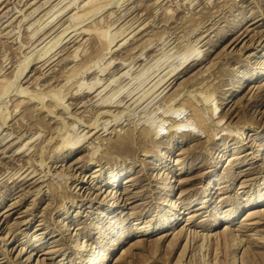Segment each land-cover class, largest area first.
I'll return each instance as SVG.
<instances>
[{"label": "rangeland", "instance_id": "rangeland-1", "mask_svg": "<svg viewBox=\"0 0 264 264\" xmlns=\"http://www.w3.org/2000/svg\"><path fill=\"white\" fill-rule=\"evenodd\" d=\"M262 73L264 0H0V264H264Z\"/></svg>", "mask_w": 264, "mask_h": 264}, {"label": "bare ground", "instance_id": "bare-ground-1", "mask_svg": "<svg viewBox=\"0 0 264 264\" xmlns=\"http://www.w3.org/2000/svg\"><path fill=\"white\" fill-rule=\"evenodd\" d=\"M100 1V0H99ZM92 6V5H91ZM34 10V9H33ZM40 10V9H39ZM201 21V20H200ZM240 24V23H239ZM200 27V26H199ZM85 33V32H84ZM135 33V32H134ZM133 33V34H134ZM62 36V35H61ZM34 37V36H33ZM123 37V36H122ZM201 37V36H200ZM203 37V36H202ZM201 37V38H202ZM202 40V39H201ZM115 41V39L113 38V39H111L109 42H108V46H111V44L113 43ZM73 43V42H72ZM108 49V48H107ZM75 52V51H74ZM61 55V54H60ZM205 55V54H204ZM203 55V56H204ZM196 58V57H195ZM200 58V57H199ZM196 59H198V57L196 58ZM151 60V59H150ZM182 63V62H181ZM183 64H184V61H183ZM183 64H182V66H183ZM185 68V67H184ZM187 68V67H186ZM185 68V69H186ZM187 70V69H186ZM105 71V70H104ZM180 74V73H179ZM262 75H264V73H262ZM96 79V78H95ZM165 79V78H164ZM163 79V80H164ZM95 84L96 83H98V82H94ZM94 83H93V85H91V86H94V87H96L98 84H96V86L94 85ZM100 83V82H99ZM160 84V83H159ZM168 84V83H167ZM243 85V84H242ZM94 87H92V88H94ZM240 87V86H239ZM90 89H92L91 87H89ZM89 90V89H88ZM90 91V90H89ZM92 91V90H91ZM22 92V91H21ZM88 93V92H87ZM90 93V92H89ZM181 95V94H180ZM176 97H177V93H176ZM179 97V96H178ZM187 97H188V95H187ZM194 97V96H193ZM192 96H191V98H193ZM175 98V97H174ZM176 99V98H175ZM178 99V98H177ZM194 99V98H193ZM208 99V98H207ZM209 99H210V97H209ZM122 100V99H121ZM197 100V99H196ZM199 100V99H198ZM110 101V100H109ZM178 101V100H177ZM187 101H188V103H187ZM187 101L185 100V102L186 103H181V105L183 104V106L182 107H185V106H187V104H188V108H189V110H191V117H193V119L195 120V122H193L194 124H197V127L199 128V129H202V130H207V128L209 127V125L208 124H210L209 123V121L206 119L207 117L205 116V114H203L200 110L201 109H199V107H197L192 101H190V100H188L187 99ZM106 102V101H105ZM182 102V101H181ZM198 102V101H197ZM102 102H100V104H101ZM104 103V102H103ZM112 103V102H111ZM175 103V102H174ZM196 103V102H195ZM106 104H107V102H106ZM109 104V103H108ZM172 104H173V102H172ZM180 104V103H179ZM197 104V103H196ZM215 104V103H214ZM104 105V104H103ZM113 105H115V104H113ZM98 106H99V104H98ZM173 106V105H172ZM180 106V105H179ZM63 107V106H62ZM112 107V106H111ZM181 107V106H180ZM218 107V106H217ZM178 108V107H177ZM212 109V108H211ZM105 110H107V109H105ZM214 110V109H213ZM213 110H211V112H212V115H213ZM218 110V109H217ZM116 111V110H115ZM172 111V110H171ZM106 112V111H105ZM107 112H109V111H107ZM106 112V113H107ZM216 112V111H215ZM98 113V112H97ZM104 113V112H103ZM102 113V114H103ZM166 113V112H165ZM205 113V112H204ZM105 114V113H104ZM103 114V115H104ZM108 114V113H107ZM112 115V114H111ZM206 117H204V116ZM107 116V115H106ZM97 117H98V115H97ZM115 117V116H114ZM113 117V118H114ZM116 117H117V115H116ZM114 118V119H117V118ZM190 117V120L192 119ZM174 120V119H173ZM212 120H213V118H212ZM168 121H169V119H168ZM93 122V121H92ZM173 122V121H172ZM182 122V121H181ZM185 122V121H184ZM213 122V121H212ZM119 123V122H118ZM186 123V122H185ZM185 123H183V124H181V123H176L175 124V126H183V127H186V126H188V124H185ZM188 123V122H187ZM217 123H218V121H217ZM87 124V123H86ZM97 124V123H96ZM107 124V123H106ZM116 124V123H115ZM219 124H220V122H219ZM218 124V125H219ZM93 125V124H92ZM91 125V126H92ZM105 125V124H104ZM208 125V126H207ZM191 126H193V124L191 125ZM196 126V125H195ZM97 127H98V125H97ZM108 127H109V125H108ZM134 127V126H133ZM104 128V127H103ZM143 128V127H142ZM150 128V127H149ZM149 128L148 129H143V130H141V132H140V134L138 133V132H136L139 136H137V134H135L134 133V130L132 131V130H130V129H128V130H124V132H122V133H119L118 131V134H116V140H111V139H106V141L107 142H105L106 144H105V146H104V149H105V153H106V155L107 154H109V153H112V151H118V152H121V153H123V152H126V154L127 153H129L130 152V150H129V148L128 147H131V146H133V144L136 142V141H138V144H140V146H142L141 145V143L145 146V144L147 143L146 142V140L149 138V137H151V135L153 134V133H155L154 131H155V129H154V131L152 130V131H150L149 130ZM174 128V127H173ZM77 129V128H76ZM97 129V128H96ZM153 129V128H152ZM157 129V128H156ZM209 129V128H208ZM104 130V129H103ZM106 130V129H105ZM172 130V129H171ZM201 130V131H202ZM212 130V129H211ZM238 130V129H237ZM113 131V130H112ZM169 131H170V129H169ZM157 132V131H156ZM208 132V131H207ZM93 133V132H92ZM75 134V133H74ZM84 134V133H83ZM154 135V134H153ZM249 134H247V136H248ZM137 136V137H136ZM141 136V137H140ZM99 138H100V136H98ZM97 137V138H98ZM154 137H155V135H154ZM62 138V137H61ZM60 138V139H61ZM74 138V137H73ZM85 138H86V136H85ZM111 138V137H110ZM152 138V137H151ZM58 139V138H57ZM80 139L82 140L83 139V137L81 138L80 137ZM80 139H78V140H80ZM136 139H138V140H136ZM7 140V139H6ZM50 140V139H49ZM152 140V139H151ZM76 141V140H75ZM83 141V140H82ZM100 141H104V138L103 139H100ZM66 142V141H65ZM152 142V141H151ZM67 143V142H66ZM71 143V142H70ZM148 143L150 144V142H149V140H148ZM73 145L74 144H77V141H76V143H72ZM137 144V143H136ZM63 145H64V143H63ZM69 145V144H68ZM78 145V144H77ZM66 145H64L63 147H65ZM135 147V146H134ZM89 148V147H88ZM133 149V148H132ZM263 149V147H260L256 152H255V156L253 157L254 158V160L255 161H262L263 159H264V151H263V153H260L261 152V150ZM93 150V149H92ZM114 151V152H115ZM132 151V150H131ZM131 153V152H130ZM93 154H95V153H93ZM108 156V155H107ZM126 156V155H125ZM233 159H235V158H233ZM28 162V161H27ZM34 163H35V161H34ZM22 170V169H21ZM98 171V170H97ZM37 172V171H36ZM34 173V172H33ZM125 173V171H123V170H121V171H119V172H117L114 176H113V178L111 179V181H109L107 184H109V185H111V186H113V185H115V184H117L118 182H119V184H120V180L122 179V177H123V174ZM19 174V173H18ZM35 175V174H34ZM33 175V176H34ZM28 176V175H27ZM67 177V176H66ZM19 178V177H18ZM233 178V177H232ZM61 180V179H60ZM128 182H130L131 181V178H129L128 180H127ZM211 181H212V178H210L209 179V184H208V188H207V190H206V193L208 192V189H209V187H211L212 186V184H210L211 183ZM214 185V184H213ZM206 189V188H205ZM213 189H215L214 187H213ZM212 189V190H213ZM118 194V193H117ZM207 196H208V194H206ZM168 200V199H167ZM172 204V203H171ZM171 204H169V203H166L165 202V204L164 205H171ZM255 204V203H254ZM253 204V202L252 203H250L249 205H251L252 206V208H250L249 210H247V212H248V214H247V216L243 219V220H245V219H251V218H255V217H262L261 215H260V211L258 212L257 210H256V207L255 206H253L254 205ZM264 207V206H263ZM200 209V208H199ZM261 210V209H260ZM263 210V209H262ZM180 221V220H179ZM169 221H167V220H165L164 222H162L161 224H159L158 225V227L157 228H151V227H146V228H144L143 230H142V233H141V236H155V235H157V234H159V233H163V232H165V231H168V228L169 227H171V226H169ZM67 226V225H66ZM70 227V226H69ZM225 229H229V226H226L225 227ZM65 231H68V230H65ZM182 232V231H181ZM231 232V231H230ZM226 234H228V231L226 232V233H224V235L222 236H220V240L222 241V242H224L225 244H226V246H227V249L225 248V245L223 246L227 251H228V253H226V250H225V253L226 254H228L229 256H230V251H231V246H232V243L234 244V245H238L239 244V241L237 242H235V241H232V240H230V238H228V236H225ZM127 236V235H126ZM181 236H182V234H181ZM79 244V243H78ZM233 245V246H234ZM75 246H77V244L75 245ZM77 248V247H76ZM81 250V249H80ZM128 251H129V249H128ZM128 251H126L127 253H128ZM109 254V253H108ZM108 254H106L105 253V256H103V258H100L101 260H99V261H97V264H107L109 261H110V258L108 259ZM225 254V255H226ZM227 256V255H226ZM228 257V256H227ZM226 257V258H227ZM108 259V260H107ZM230 259V258H229ZM228 259V260H229ZM108 262H107V261ZM227 260V261H228ZM91 262L89 263V264H95V263H92V260H90ZM105 262H107V263H105ZM197 263H199V262H197ZM196 263V264H197ZM200 264V263H199ZM225 264V263H224ZM227 264H232V263H230V261H229V263L227 262Z\"/></svg>", "mask_w": 264, "mask_h": 264}]
</instances>
